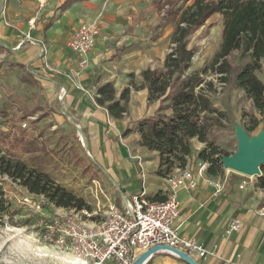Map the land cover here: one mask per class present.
<instances>
[{"label": "rangeland", "instance_id": "374dc122", "mask_svg": "<svg viewBox=\"0 0 264 264\" xmlns=\"http://www.w3.org/2000/svg\"><path fill=\"white\" fill-rule=\"evenodd\" d=\"M63 1L65 0H7V4H11V10L18 15L20 11L26 13V16H21V21L25 24L26 31L31 29L34 34L41 31V27L53 14L56 19L59 18L49 30L57 33L64 31L69 35L65 53L70 50L69 42L82 21L99 27L104 25V36L98 40L102 41L105 47L120 42L123 43L121 46L130 43L128 45L131 50H147L156 45L161 46L162 54L167 55L173 49L171 34L179 20L180 12L162 25L159 14L150 5L151 0H86L74 10L70 7L66 14L59 11ZM193 2L194 0H178L175 7L184 9ZM139 14L144 16V20L133 23ZM109 29L114 30L112 36L107 31ZM223 30V16L216 13L204 26L190 35V47L195 53L189 71H202L209 67L220 50ZM154 37L156 40H153ZM43 39L49 50L46 58L41 59L44 62L32 68L31 65L28 66L33 71L32 74L36 73L41 79L42 86L23 83L21 77L28 70L15 65L16 58L12 56V50L5 51L3 47L0 48V111L7 113L5 116L0 112V153L13 155L28 165L49 173L58 183L84 200V209L92 212L94 219H100L104 217L108 204L115 202L118 191L111 179L91 158L78 127L63 114L65 110L61 109V96L54 98L53 86L57 85L49 81L56 80L54 75H60V64L55 59L56 50L59 48H55V43L48 42L45 36ZM117 51L119 56L125 52L119 50V47ZM228 59L234 66L235 73L251 61V56L250 53L238 49L234 50ZM256 74L264 82V62ZM64 75L68 79L73 77V74ZM203 76L214 81L216 90L211 94L212 100L226 113L223 118L224 126H215L210 140L223 151L234 153L238 148L236 125L252 127L250 117L256 115L253 100L244 89L235 84L231 76L229 82H223L211 68ZM60 91L63 93L62 88ZM256 117L260 118V122L256 129L248 132L250 136L259 133L264 124V118L259 114ZM24 122L27 123L25 128ZM20 128L23 129L22 133H19ZM21 138L24 139L22 143L16 141ZM201 147L206 148L207 145ZM201 147L194 149L198 152ZM203 162L208 163L207 168L210 166L208 161H203L195 155L190 164H194L198 173V168ZM232 174L244 179L247 177L233 169L225 168L222 179ZM258 178L257 174L248 177L246 185ZM0 193V197L5 201V209L0 210V264H70L71 258H77L67 249L45 239V234L50 233L45 226L46 221L40 222V216L30 204L42 201L44 211L49 215L48 220L74 206H57L47 196L30 192L19 181L1 173ZM27 199L32 202L27 203Z\"/></svg>", "mask_w": 264, "mask_h": 264}, {"label": "crops", "instance_id": "0c3cea01", "mask_svg": "<svg viewBox=\"0 0 264 264\" xmlns=\"http://www.w3.org/2000/svg\"><path fill=\"white\" fill-rule=\"evenodd\" d=\"M65 1L59 6V11L64 14L86 0H74L66 8H62ZM11 7L7 0H0V48L12 50V56L16 58L15 65L22 63L31 73L33 71L29 69V65L32 68L44 62L39 56L41 45L47 49V53L49 51L43 36L48 42L55 43V48H59L55 59L60 64V75H54L56 80H51L47 75L46 77L51 80L49 83H56L57 86H53L54 98L61 96V109L65 110L63 114L78 127L91 158L115 185L118 191L115 202L121 205L125 196L130 198L143 189L148 198L156 195L161 196L160 200L168 198L169 179L157 173L160 166L159 153L141 145V134L136 129L138 121L157 112L160 100L150 101L148 88L135 89L131 85V75L135 76L134 82L141 85L144 82L142 70L164 68L167 53L162 54L161 46L156 45L147 50H131L128 45L130 43L121 46L123 43L117 42L105 47L98 40L89 52V64L83 68L79 57L70 48L67 53L64 52L69 35L64 31L57 33L49 30L59 18L56 19L53 14L41 27V31L34 34L31 29L26 31L25 24L21 21V16H26V13L20 11L18 15ZM140 15L142 18L137 19ZM142 20L144 16L139 14L133 23ZM83 23L86 22L82 21L78 26ZM103 26L100 27L101 31L105 28ZM107 31L111 36L114 33L113 29ZM117 47L125 51L121 56L117 54ZM65 73L67 76L73 74L74 78L68 79ZM33 76L41 80L36 73ZM107 82L114 83L117 98L125 87H131L128 113L122 118L112 116L106 106L93 102L83 89L93 91ZM63 87L64 91L61 93ZM256 110L255 108L256 116L259 114L264 118ZM166 112L170 114L172 110ZM128 128L132 131L125 135ZM193 144L194 148H200L205 143L194 138ZM194 157L195 155L192 158ZM197 177L199 184L195 190L185 187L177 190L180 217L175 223L179 226L181 235L197 238L204 243L207 255L196 259L201 264H264V188L257 185L258 180L241 188L244 178L236 174L222 179V176H211L206 171L202 175L197 173ZM217 181L225 184L224 190L219 193L214 186ZM237 219L242 223L241 229L228 232L231 223ZM149 263L185 262L166 252H158L150 258L147 264Z\"/></svg>", "mask_w": 264, "mask_h": 264}, {"label": "trees", "instance_id": "16d2710c", "mask_svg": "<svg viewBox=\"0 0 264 264\" xmlns=\"http://www.w3.org/2000/svg\"><path fill=\"white\" fill-rule=\"evenodd\" d=\"M72 1L74 0L65 1L62 8H66ZM177 3L178 0H151L150 3L159 14L162 25L179 12L180 17L171 34L174 46L165 59L164 68L142 70L144 82L141 85L131 80L135 89L148 88L150 101L160 100L157 112L138 121L136 129L141 134V145L159 153V175L169 177L176 167H185L196 152L193 139L197 138L207 145L197 152L200 159L210 163L207 174L222 176L225 167L221 159L232 153L220 149L210 140V135L215 126H224L223 118L226 113L212 100L211 94L216 90L214 81L203 75L211 68L223 82H229L232 77L235 84L244 89L253 100L259 113L264 114V82L256 74L264 62V0H194L184 9L176 8ZM216 13L222 14L224 19L220 50L209 67L202 71H189L195 53L190 47V35ZM140 18L141 15L137 19ZM238 49L250 53L251 61L234 73V66L228 57ZM16 65L25 69L22 63ZM21 81L29 85H41L29 71L25 72ZM98 92L101 96L97 103L106 106L112 116L122 118L128 113L130 86L122 90L119 98L113 82L103 84ZM170 109L172 112L168 114L166 111ZM0 112L7 116L5 111ZM250 121L252 127H245L248 132L256 129L260 122L256 115L251 116ZM131 131L128 128L124 134ZM22 132L23 129L20 128L19 133ZM16 141L22 143L24 139ZM261 170L262 175L259 176L257 185L264 188V164ZM0 173L19 181L32 193L47 196L57 206L84 209L85 202L81 197L58 183L49 173L34 168L13 155L0 153ZM160 198V195H156L151 199ZM4 203L3 197H0V210L5 209Z\"/></svg>", "mask_w": 264, "mask_h": 264}, {"label": "built area", "instance_id": "2783aa9c", "mask_svg": "<svg viewBox=\"0 0 264 264\" xmlns=\"http://www.w3.org/2000/svg\"><path fill=\"white\" fill-rule=\"evenodd\" d=\"M103 36L100 27L94 24L83 23L75 30L69 48L79 57L81 67L89 64V52ZM46 54L47 49L41 45L39 56L45 58ZM83 89L88 92L91 100L97 103L98 97L101 96L98 89ZM62 90L64 91V87ZM23 127H27L26 122ZM193 155H197V152ZM191 158L185 167H176L168 177V198H148L143 189L130 198L125 196L121 205L110 202L104 217L100 219H94V214L87 209L71 208L48 220L49 215L44 211L42 201L34 204L29 199L26 201L31 203L30 206L40 216V222L46 221L45 226L50 233L45 234V239L67 249L83 264H133L144 251L157 245L181 250L195 259L202 258L207 255L204 243L197 238L181 235L179 226L175 225L180 217L177 190L181 187L195 190L199 184L197 169L190 164ZM207 165V162H203L198 168V173L202 175L207 170ZM248 177L250 176L242 180L241 188L247 184ZM214 186L218 193L225 188L221 181L214 182ZM241 227L242 223L237 219L231 223L228 232L239 231ZM164 251L180 257L170 249L160 252Z\"/></svg>", "mask_w": 264, "mask_h": 264}, {"label": "water", "instance_id": "95a60500", "mask_svg": "<svg viewBox=\"0 0 264 264\" xmlns=\"http://www.w3.org/2000/svg\"><path fill=\"white\" fill-rule=\"evenodd\" d=\"M236 135L238 138V148L231 155H224L221 159L225 168H230L236 172L247 176L262 175L261 166L264 164V127L258 135L250 136L247 129L241 125H236ZM84 144L86 142L83 140ZM170 249L180 255V259L188 264H201L197 259L181 250L165 245H157L144 251L133 264H147L154 254ZM165 252V251H164Z\"/></svg>", "mask_w": 264, "mask_h": 264}, {"label": "bare ground", "instance_id": "6f19581e", "mask_svg": "<svg viewBox=\"0 0 264 264\" xmlns=\"http://www.w3.org/2000/svg\"><path fill=\"white\" fill-rule=\"evenodd\" d=\"M260 133V132H259ZM259 133L255 134V135H258ZM69 263L70 264H83L78 258H71L69 260Z\"/></svg>", "mask_w": 264, "mask_h": 264}]
</instances>
